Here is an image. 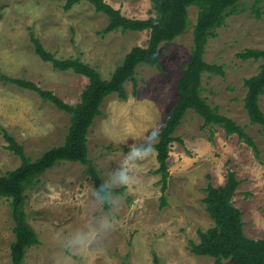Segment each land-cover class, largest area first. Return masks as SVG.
<instances>
[{
  "label": "rangeland",
  "instance_id": "1",
  "mask_svg": "<svg viewBox=\"0 0 264 264\" xmlns=\"http://www.w3.org/2000/svg\"><path fill=\"white\" fill-rule=\"evenodd\" d=\"M105 1L126 18L150 17L149 0ZM256 1L243 0L239 13L207 42L204 61L222 66L224 74H203L201 96L243 127L257 152L219 127H204L201 118L187 111L173 134L178 140L170 146L164 193L154 149L129 163L133 149L158 142L178 100L177 82L191 57L197 18V9L190 7L185 33L159 46V66L138 67L135 83L124 85L127 100L108 96L87 133L88 157L101 182L125 166L133 182L110 189L122 192H110L113 202H107L106 210L81 164L60 162L48 170L25 191L24 212L39 244L25 252L23 264H155V259L158 264H215L213 258L191 254L189 243H199L198 233L213 227L204 190L209 182L223 186L229 170L240 182L232 201L242 213L244 235L264 237V131L249 122L243 85L259 72L262 61L237 58L245 50L264 49V3ZM254 4L261 9L259 19L252 13ZM63 6L60 0H0V76L32 82L74 106L88 80L42 62L30 33L56 59L79 58L109 80L134 47L146 46L148 32L103 35L108 19L90 4L82 1L68 12ZM259 107L264 114V95ZM69 125L70 115L35 92L0 80V176L20 165L6 149L3 131L34 161L63 144ZM13 228L10 200L0 197V264H12Z\"/></svg>",
  "mask_w": 264,
  "mask_h": 264
},
{
  "label": "trees",
  "instance_id": "2",
  "mask_svg": "<svg viewBox=\"0 0 264 264\" xmlns=\"http://www.w3.org/2000/svg\"><path fill=\"white\" fill-rule=\"evenodd\" d=\"M60 1H64L63 10L65 12L85 1L93 7L96 13L105 15L108 25L102 30L103 35L116 31L122 33L147 31L148 39L145 47H134L124 57L109 80H102L96 70L79 58L56 59L43 47L40 40L30 33L34 53L42 62L51 64L55 71L73 72L88 80V84L80 95V101L74 106L63 102L51 91L38 88L32 82L0 76L1 81L23 90L33 91L42 100L70 115V125L63 144L47 149L34 161L25 155L22 145L3 131V138L7 143L6 149L20 159L18 168L0 176V197L10 200L14 222L15 240L11 245L12 264H23L25 252L39 244L24 212L25 191L58 163L76 162L85 168V174L97 192L103 183L93 162L88 157L86 137L90 127L101 115V106L108 96L115 94L120 100H127L124 85L127 82L135 83L134 76L138 67L159 66V46L163 43H171L185 33L190 25L188 18L190 7L197 9V18L192 30L191 57L177 82L178 100L170 110L157 136L158 142L153 146H141L154 149L157 153L158 169L155 173L161 175V192H165L169 179L167 159L170 146L178 140L173 137V134L187 111H193L201 118L204 127H219L227 137L235 135L257 152L254 141L245 133V129L221 115L218 107H211L201 96L203 74L221 77L224 74L222 66L208 64L204 61L207 42L215 38L216 30L224 25L227 18L239 13L243 0H149L151 13L150 17L145 20L126 18L120 10L113 8L105 0ZM262 2L264 3V0H257L256 4ZM252 13L256 19L261 17V9L255 4L252 7ZM237 58L241 61H262L259 72L245 79L243 85L246 88L244 108L249 122L251 125L261 127L264 131V114L259 107V98L264 95V49H248L237 54ZM239 185L240 182L230 170L227 172L226 183L223 186L215 187L210 182L207 184L203 203L213 222V227L206 232L198 233L199 243H189V250L194 256L213 258L215 264H222V261H226V264H264V237L252 240L244 235L242 213L233 205L232 200ZM110 192L121 193L122 191ZM161 199L163 207L165 203L164 199ZM103 204L104 209L108 210L107 202ZM155 264H158L156 259Z\"/></svg>",
  "mask_w": 264,
  "mask_h": 264
},
{
  "label": "clouds",
  "instance_id": "3",
  "mask_svg": "<svg viewBox=\"0 0 264 264\" xmlns=\"http://www.w3.org/2000/svg\"><path fill=\"white\" fill-rule=\"evenodd\" d=\"M147 151V147H139L133 149L129 155L132 157V160L129 163H134L135 159L140 158ZM133 177L129 175V169L127 166L124 168L114 172L109 180L102 184L100 188L95 193L96 198L100 202H108L112 203L113 200L110 195V189H112L116 185H128L133 182Z\"/></svg>",
  "mask_w": 264,
  "mask_h": 264
}]
</instances>
